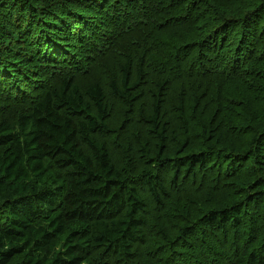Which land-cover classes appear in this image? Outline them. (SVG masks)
Here are the masks:
<instances>
[{
  "label": "trees",
  "instance_id": "16d2710c",
  "mask_svg": "<svg viewBox=\"0 0 264 264\" xmlns=\"http://www.w3.org/2000/svg\"><path fill=\"white\" fill-rule=\"evenodd\" d=\"M14 258L264 264V0H0Z\"/></svg>",
  "mask_w": 264,
  "mask_h": 264
},
{
  "label": "rangeland",
  "instance_id": "374dc122",
  "mask_svg": "<svg viewBox=\"0 0 264 264\" xmlns=\"http://www.w3.org/2000/svg\"><path fill=\"white\" fill-rule=\"evenodd\" d=\"M79 4L74 5V6H72V5H68V6L67 5H64V6L63 5H60V7L63 8L65 11H71L72 8H74V9L78 8L79 7ZM20 262H21V259L20 258H14V259H12L10 261L9 264H20Z\"/></svg>",
  "mask_w": 264,
  "mask_h": 264
}]
</instances>
